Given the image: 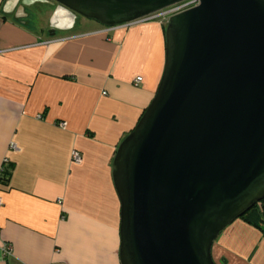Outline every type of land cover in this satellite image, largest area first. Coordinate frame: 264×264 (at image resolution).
<instances>
[{
	"label": "crops",
	"instance_id": "crops-1",
	"mask_svg": "<svg viewBox=\"0 0 264 264\" xmlns=\"http://www.w3.org/2000/svg\"><path fill=\"white\" fill-rule=\"evenodd\" d=\"M55 10L44 0H0V169L5 159L11 166L0 264H121L113 162L158 91L165 24L77 19L46 35ZM212 256L264 264V233L238 219Z\"/></svg>",
	"mask_w": 264,
	"mask_h": 264
},
{
	"label": "water",
	"instance_id": "water-1",
	"mask_svg": "<svg viewBox=\"0 0 264 264\" xmlns=\"http://www.w3.org/2000/svg\"><path fill=\"white\" fill-rule=\"evenodd\" d=\"M183 1L51 0L50 34ZM165 39L158 91L113 162L121 264H216L220 234L264 200V0H200Z\"/></svg>",
	"mask_w": 264,
	"mask_h": 264
},
{
	"label": "built area",
	"instance_id": "built-area-1",
	"mask_svg": "<svg viewBox=\"0 0 264 264\" xmlns=\"http://www.w3.org/2000/svg\"><path fill=\"white\" fill-rule=\"evenodd\" d=\"M200 5V0H185L181 3L175 4L171 7H168L160 12H157L147 18H144L142 20L139 21H159L162 22L164 24H167L168 20L174 16V15H178L180 13H183L185 11H188L190 9L196 8ZM137 21V22H139ZM136 23V22H134ZM131 23V24H134ZM131 24H126L125 26L131 25ZM143 78L141 76L136 78L135 84L138 85L140 83H142ZM62 127L66 126V123H62L61 124ZM72 160L74 163L76 164H81L83 162V157L81 155V153H79L78 151H74L72 153ZM9 160L5 159L4 160V165L2 166V168L0 169V207L3 205V198H2V192H3V186L6 184V177H7V173L9 172L8 168H9ZM1 230V227H0ZM11 247L8 246L6 247V251L7 253L10 252Z\"/></svg>",
	"mask_w": 264,
	"mask_h": 264
},
{
	"label": "trees",
	"instance_id": "trees-1",
	"mask_svg": "<svg viewBox=\"0 0 264 264\" xmlns=\"http://www.w3.org/2000/svg\"><path fill=\"white\" fill-rule=\"evenodd\" d=\"M166 30V26L164 25V32ZM9 172L7 173L6 182L9 180V176L11 174V166L8 168ZM246 223L255 228H258L264 233V200L256 205L251 211L245 214L242 218Z\"/></svg>",
	"mask_w": 264,
	"mask_h": 264
},
{
	"label": "rangeland",
	"instance_id": "rangeland-1",
	"mask_svg": "<svg viewBox=\"0 0 264 264\" xmlns=\"http://www.w3.org/2000/svg\"><path fill=\"white\" fill-rule=\"evenodd\" d=\"M48 3H51V4H52L53 2H51V0H49ZM52 5H54V4H52ZM53 10H54V9H53ZM51 12H52V11H51ZM50 19H52V18H50ZM78 19H84V20H87V21H92V22H94V23L100 25L98 22H96V21H94V20H88V19L83 18V17H81V16H79ZM165 26H166V24H165ZM50 30H51V28H49L48 31L46 30V33H45V34H46V35H49Z\"/></svg>",
	"mask_w": 264,
	"mask_h": 264
}]
</instances>
